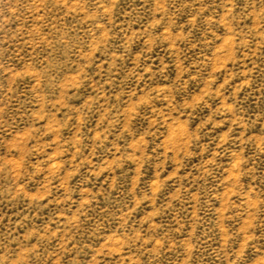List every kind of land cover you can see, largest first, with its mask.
Wrapping results in <instances>:
<instances>
[{"label":"rangeland","instance_id":"1","mask_svg":"<svg viewBox=\"0 0 264 264\" xmlns=\"http://www.w3.org/2000/svg\"><path fill=\"white\" fill-rule=\"evenodd\" d=\"M0 264H264V0H0Z\"/></svg>","mask_w":264,"mask_h":264}]
</instances>
